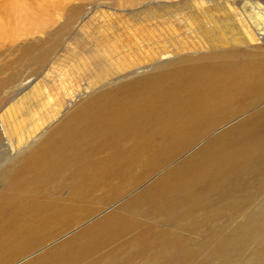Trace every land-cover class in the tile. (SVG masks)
Returning <instances> with one entry per match:
<instances>
[{
  "label": "bare ground",
  "instance_id": "6f19581e",
  "mask_svg": "<svg viewBox=\"0 0 264 264\" xmlns=\"http://www.w3.org/2000/svg\"><path fill=\"white\" fill-rule=\"evenodd\" d=\"M28 1L0 4L17 15L20 31L8 35L43 31L57 10L64 20L21 46L13 71L47 55L80 17V6L57 0L35 25L48 8ZM211 43L135 62L26 145L32 132L19 134L21 151L0 170V264H264V209L252 208L264 206V53H189Z\"/></svg>",
  "mask_w": 264,
  "mask_h": 264
},
{
  "label": "rangeland",
  "instance_id": "374dc122",
  "mask_svg": "<svg viewBox=\"0 0 264 264\" xmlns=\"http://www.w3.org/2000/svg\"><path fill=\"white\" fill-rule=\"evenodd\" d=\"M11 1L14 0H0V4ZM36 1H31L34 3L30 10H35L37 4L48 8L44 17L40 16L35 23L40 26L58 1ZM66 4L75 8L80 6L81 11L71 30L60 43L49 49L47 55L35 56L22 64L19 62L16 71H13L15 66L8 64L15 60L20 47L35 39H44L46 33L56 30L63 22L61 16L65 12L57 10L56 15L52 14L55 22L46 27L43 25V31L22 32V36L20 33L16 38L14 35L20 31L14 27L17 15L0 10V20L5 24L8 21L6 29L16 32L12 33L13 37L7 34L9 29L0 33V170L21 151L17 140L23 130L32 132V136H25L26 145L90 93L130 73L136 67L135 62L144 65L151 57L165 59L170 56L159 58L161 51L176 50L180 45L199 46L207 39L211 40L213 48L189 53L193 56H197L194 55L196 52L212 54L213 49L224 53L237 46L236 52L252 51L254 59L264 53V0H137V5L132 7L126 6L124 0H67ZM220 37L224 41L218 42ZM124 59V68H118L117 63ZM257 69L263 70L264 65H258ZM88 85L92 88L86 90ZM222 113L217 111L205 120L215 121ZM241 116L223 124L216 133L239 121ZM12 121L18 124L14 133ZM191 149L167 165V169L192 153ZM11 154L14 155L10 157ZM259 203L258 200L252 208L262 211L264 206L258 209Z\"/></svg>",
  "mask_w": 264,
  "mask_h": 264
}]
</instances>
